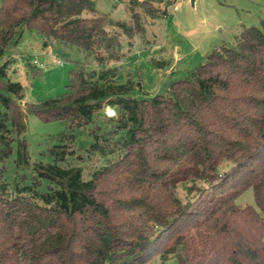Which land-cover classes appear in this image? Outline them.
Listing matches in <instances>:
<instances>
[{"label": "trees", "instance_id": "trees-1", "mask_svg": "<svg viewBox=\"0 0 264 264\" xmlns=\"http://www.w3.org/2000/svg\"><path fill=\"white\" fill-rule=\"evenodd\" d=\"M160 1L126 0L128 13L138 19L142 6L153 15ZM94 5L0 1V56L26 25L44 44L57 38L92 52L101 66L88 73L76 61L64 93L28 102L21 82L7 77L10 59L0 61V162L16 141L17 164L29 165L27 113L85 127L110 105L123 132L122 154L88 178L79 166L61 164L73 150L56 143L54 160L34 162L29 181L9 188L0 179V264H164L169 255L175 264H264V32L244 27L234 45L206 52L165 93L135 96L130 80L117 81L104 66L103 56L116 57L119 46L107 29L112 18L80 15ZM103 139L88 151L114 152ZM248 187L255 204L237 203Z\"/></svg>", "mask_w": 264, "mask_h": 264}, {"label": "rangeland", "instance_id": "rangeland-1", "mask_svg": "<svg viewBox=\"0 0 264 264\" xmlns=\"http://www.w3.org/2000/svg\"><path fill=\"white\" fill-rule=\"evenodd\" d=\"M155 4L160 10L153 15L138 6V19L129 15L126 0H95V10L85 9L80 14L107 13L112 18L113 23L107 25V29L117 33L119 46L116 57L103 56V60L108 61L104 66L114 69L113 77L117 81L132 82L129 95L165 93L171 81L188 76L203 61L206 52L220 45H234L236 35L244 27L256 26L264 32V0H161ZM162 8H165L164 14ZM117 20L123 21L125 26H117L114 23ZM45 42L43 35L24 25L17 44L0 56V61L10 59L7 77L23 85L22 101L36 102L64 93L68 72L76 61H85L88 73L98 72L101 67L90 51L52 37ZM34 61L43 62L44 66L36 68ZM2 90L0 86V92ZM117 116L115 107L103 106L87 126L72 127L60 120L44 121L36 114L27 113L25 138L29 165L23 168L17 164V146L13 141L11 152L0 162V179L9 182V188L15 180L29 181L35 175L34 162L54 160L51 148L56 143L68 144L66 148L73 150L61 164L77 165L84 178L90 177L94 169L122 154L117 139L123 132L115 128ZM104 136L110 140L114 152L109 146L105 153L89 152L90 143L95 138L105 142ZM228 165L225 160L220 170ZM46 184L47 181L42 180L39 187L44 189ZM184 192L179 186L178 193ZM235 201L254 205L252 187L242 191ZM153 260L158 261L159 254ZM164 264H175L174 256L169 255Z\"/></svg>", "mask_w": 264, "mask_h": 264}, {"label": "built area", "instance_id": "built-area-1", "mask_svg": "<svg viewBox=\"0 0 264 264\" xmlns=\"http://www.w3.org/2000/svg\"><path fill=\"white\" fill-rule=\"evenodd\" d=\"M57 61H60L59 59ZM35 64L39 65V66H43V62H37V61H34Z\"/></svg>", "mask_w": 264, "mask_h": 264}]
</instances>
